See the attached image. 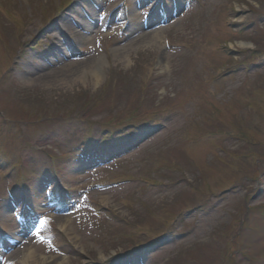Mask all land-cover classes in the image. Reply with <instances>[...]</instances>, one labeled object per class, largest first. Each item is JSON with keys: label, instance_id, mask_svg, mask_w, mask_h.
<instances>
[{"label": "rangeland", "instance_id": "obj_1", "mask_svg": "<svg viewBox=\"0 0 264 264\" xmlns=\"http://www.w3.org/2000/svg\"><path fill=\"white\" fill-rule=\"evenodd\" d=\"M62 262L264 264V0H0V264Z\"/></svg>", "mask_w": 264, "mask_h": 264}, {"label": "bare ground", "instance_id": "obj_2", "mask_svg": "<svg viewBox=\"0 0 264 264\" xmlns=\"http://www.w3.org/2000/svg\"><path fill=\"white\" fill-rule=\"evenodd\" d=\"M149 43H160V37L157 33H153L152 36L149 37ZM116 54V53H115ZM113 55L118 57L119 53L117 55ZM125 55V54H123ZM101 62L102 60L100 59H96L94 60V63H92L91 65H88L87 69H82L84 72H89L90 74H92L94 80L97 82L100 79L101 76ZM63 223V221H61V223L59 224L60 229L64 230V227L61 225ZM23 257H31V253L27 252L25 254H23ZM39 264V263H37ZM62 264H64V262H62Z\"/></svg>", "mask_w": 264, "mask_h": 264}, {"label": "trees", "instance_id": "obj_3", "mask_svg": "<svg viewBox=\"0 0 264 264\" xmlns=\"http://www.w3.org/2000/svg\"><path fill=\"white\" fill-rule=\"evenodd\" d=\"M91 141H92V140L86 141L87 144H85V148H86V145H87L88 148L93 149L94 146H92V145H94V144H92ZM85 148H84V150H86ZM87 150H88V149H87ZM57 192L60 193L59 191H56V193H57Z\"/></svg>", "mask_w": 264, "mask_h": 264}]
</instances>
